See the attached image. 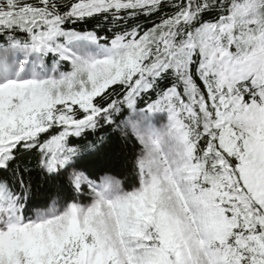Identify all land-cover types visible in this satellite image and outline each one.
I'll return each mask as SVG.
<instances>
[{"label":"snow or ice","instance_id":"obj_1","mask_svg":"<svg viewBox=\"0 0 264 264\" xmlns=\"http://www.w3.org/2000/svg\"><path fill=\"white\" fill-rule=\"evenodd\" d=\"M0 264H264V0H0Z\"/></svg>","mask_w":264,"mask_h":264},{"label":"trees","instance_id":"obj_2","mask_svg":"<svg viewBox=\"0 0 264 264\" xmlns=\"http://www.w3.org/2000/svg\"><path fill=\"white\" fill-rule=\"evenodd\" d=\"M113 149H114V151H117V152H118V151H119V145H118V144H114V145H113ZM116 170H117V171H120L119 168H117Z\"/></svg>","mask_w":264,"mask_h":264}]
</instances>
